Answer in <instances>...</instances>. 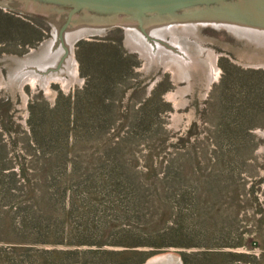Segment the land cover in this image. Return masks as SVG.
Returning <instances> with one entry per match:
<instances>
[{"label": "rangeland", "instance_id": "obj_1", "mask_svg": "<svg viewBox=\"0 0 264 264\" xmlns=\"http://www.w3.org/2000/svg\"><path fill=\"white\" fill-rule=\"evenodd\" d=\"M110 38L118 41L120 51L130 57L127 69H130L131 74L128 73L117 81L120 83V90L117 88V94L113 98L120 103V107L115 112L112 127L103 139L82 143L74 159L81 163L82 168L91 166L94 169L96 160L92 161L91 158L100 155L98 149L110 140L125 137L127 142L122 145L123 157L137 172L141 189L135 195L130 194L121 199V203L135 200L140 209L135 216L138 219L118 220L112 211H108L118 201L107 200L108 210L103 220L107 224L99 222L96 217L85 224L92 228L99 226L101 229L125 225L141 227L148 220L155 227L162 220L159 212L153 214L154 209L162 205V192L155 190L162 177V162L178 151L181 156L176 159V166L183 177L182 181L189 187L195 186L202 181L200 174H189L183 167L193 163L198 166V171L208 173V159L216 145L209 139L211 132L225 137L222 138V146L229 152H236L238 146L244 145L239 139L230 137V133L243 130V126L239 121L240 116L234 110H227L229 100H222L228 93H224L221 87L217 89V86L223 80L225 68L264 72V53L251 49L223 29L202 28L183 37L184 45L199 53L194 69L185 73L173 65L155 66L138 52L128 49L124 28L114 26L101 34L82 37L73 44L74 67L79 84L65 85L53 80L41 89L37 81H28L11 87L7 78L10 67L46 50L52 43L53 31L51 24L44 19L0 6V139L9 150L11 172H19L21 160L18 157H23L22 162L29 178L33 182L38 181L36 171L43 161L33 158L26 151V136L30 129L29 106L33 97L40 96L52 108L59 95H73L82 89L87 81L83 73L90 67L86 61L82 63L79 59L78 43ZM100 69V66H94V71ZM64 78L68 79V76L64 75ZM130 85L131 88L128 87ZM236 93L235 89V98ZM149 98H154V117L146 120L145 115H149L151 111L143 112V124L140 125L137 121L133 125L135 116L129 113L127 107L132 105L134 111H137ZM231 102L238 103L237 100ZM262 122L254 120V125ZM248 133L257 146L250 153V159L246 158L248 164L245 169H234L233 177L236 178L227 184V188L213 190L212 194L191 192L188 194L191 198L188 202L179 205L177 202L172 203L177 215L166 225H172L174 221L178 229L186 233V236L179 239L188 246L160 250L143 264H185L184 258L191 264H264V126L249 127ZM29 144L37 157V144L33 141ZM154 171L157 173L154 174ZM18 196L15 203L29 204L28 200L31 199L27 197L26 190L20 191ZM69 196L66 195L62 201L63 210L66 211ZM79 198L83 205L95 204L92 197L86 199L84 195H80ZM56 200L57 197L54 196L52 203H56ZM14 208V202L3 203L0 211H14ZM15 224L18 225L17 219ZM72 224L81 225L77 219ZM89 240L110 241L108 232L99 237L92 233ZM227 244H231V247H227ZM36 248L86 250L94 247L40 244ZM104 248L108 251L124 250L123 247ZM137 250L144 252L150 249L139 247ZM241 256L244 257L239 258ZM107 258L112 262L110 264L119 259L113 256Z\"/></svg>", "mask_w": 264, "mask_h": 264}, {"label": "trees", "instance_id": "obj_2", "mask_svg": "<svg viewBox=\"0 0 264 264\" xmlns=\"http://www.w3.org/2000/svg\"><path fill=\"white\" fill-rule=\"evenodd\" d=\"M119 47L120 43L111 38L104 41L79 42L78 57L90 67L83 73L87 78L84 87L73 95H59L52 108L41 100L40 96L33 97L29 106L30 129L26 136V151L33 158L43 161L36 171L38 181L33 182L29 178L22 162L23 157H18L21 160L19 172L10 171L12 160L8 156L9 150L0 139V206L14 202L15 207L14 211H0V264H110L112 262L108 256L121 259L114 260L113 264H143L157 252H161L160 250L188 246L179 239L186 236V233L179 230L174 221L170 227L166 225L177 215L172 203L177 202L179 205L188 202L191 200L188 196L191 192L212 194L213 190L227 188V184L236 178L233 177L234 171L245 169L248 164L246 158L250 159V153L257 146L254 138L248 133V128L264 126V72L225 68V75L217 89L221 87L224 93H228L222 100H229L226 104L227 110H234L236 115L240 116L239 121L243 126V130L230 133V137L239 139L244 145L238 146L236 152H229L222 146V138L225 137L211 132L209 139L216 145L210 152L212 155L208 159V173L198 171V166L193 163L183 167L189 174H200L202 181L195 186L189 187L183 182L176 166V159L181 156L178 151L162 162V177L155 188L156 191L162 192V205L153 212H159L162 220H159L155 227L150 225L148 220L141 227L125 225L101 229L99 226L92 228L85 224L94 220V217L107 224L103 221L108 210L107 200L118 201L108 210L112 211L118 220L138 219L135 216L140 209L135 200L121 203V199L130 194L135 195L141 189L137 172L123 157L122 145L127 142L125 137L116 141L110 140L98 149L100 155L91 158L92 161L96 160L94 169L91 166L82 168L81 163L74 159L82 143L103 139L115 121V112L120 107V103L115 102L113 98L120 88L117 81L128 73L131 74L130 69H127L130 57L120 51ZM94 66H100V71H94ZM128 87L131 88L132 85ZM235 89L237 98L233 97ZM232 100H237L238 103L232 104ZM153 103L154 98H149L137 111H134L132 105L127 107L129 113L135 116L133 125L137 121L140 125L143 124V112L151 111V114L145 115L146 120L154 117L156 107ZM257 119L263 122L254 125V120ZM32 141L38 146L37 157L29 144ZM205 154L206 152L204 158ZM155 173L157 171H154ZM203 173L205 176L202 178ZM23 190L27 191V197L31 199L28 200V205L15 203L19 192ZM66 195H70L67 211L63 210L62 204ZM80 195H84L86 199L92 197L94 206L91 203L83 205ZM54 196L57 197L56 203H52ZM16 219L18 225L15 224ZM74 219L81 225L72 224ZM66 223L68 224L65 225ZM106 232L110 241L89 240L92 233L93 236L99 237ZM40 244L94 248H36ZM227 245L231 247V244ZM105 246L123 247L124 250L108 251ZM139 247L150 250L140 252L137 250ZM242 257L244 256L239 258ZM184 263L191 264L186 258Z\"/></svg>", "mask_w": 264, "mask_h": 264}, {"label": "water", "instance_id": "obj_3", "mask_svg": "<svg viewBox=\"0 0 264 264\" xmlns=\"http://www.w3.org/2000/svg\"><path fill=\"white\" fill-rule=\"evenodd\" d=\"M0 6L44 19L53 31L46 50L10 67L11 87L28 81L41 89L53 80L79 84L73 44L114 26L124 28L128 49L155 66L173 65L185 73L194 69L199 53L183 37L202 28L223 29L264 53V0H0Z\"/></svg>", "mask_w": 264, "mask_h": 264}, {"label": "bare ground", "instance_id": "obj_4", "mask_svg": "<svg viewBox=\"0 0 264 264\" xmlns=\"http://www.w3.org/2000/svg\"><path fill=\"white\" fill-rule=\"evenodd\" d=\"M166 261H167V259H166Z\"/></svg>", "mask_w": 264, "mask_h": 264}]
</instances>
